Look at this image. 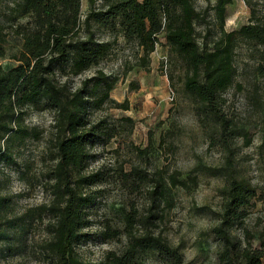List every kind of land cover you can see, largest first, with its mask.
<instances>
[{
	"label": "rangeland",
	"instance_id": "1",
	"mask_svg": "<svg viewBox=\"0 0 264 264\" xmlns=\"http://www.w3.org/2000/svg\"><path fill=\"white\" fill-rule=\"evenodd\" d=\"M261 1L232 0L224 28L230 31L247 22L252 5L258 7ZM215 2L194 0L202 15L195 24L201 49H210L219 36ZM81 11L83 18L88 0H81ZM94 29L98 39L109 42L108 53L90 69L62 79L77 87L101 69L115 80L109 97L124 102L125 107L106 100L99 109L90 111V118L103 120L113 135L90 149L86 170L99 172L101 180L90 187L95 200L87 208L90 224L84 230L88 237L75 246L79 257L98 262L108 251H121L126 245L123 233L104 241L101 232L108 227L121 228L124 212L132 207L145 214L153 177L159 172L166 177L173 171L186 178L189 186L170 189L171 204L160 203L162 218L154 231L179 245L188 264L217 262L218 245L208 231L218 223L220 189L230 177L245 178L256 188V196L243 207L241 224L234 225L231 233L242 238L243 228L247 229L253 235L251 246L264 251V75L255 69L261 47L241 40L234 48L233 81L221 92L217 104L225 119L222 128L205 105L184 88L187 69L163 35L143 67L136 40L124 38L118 26ZM21 46L18 36H8L0 55L2 67L16 64ZM22 111L29 135L0 141L9 155L0 156V196L8 199L5 214L22 219L20 226L9 231L14 250L1 254L0 264H51L42 247L49 237L47 223L53 218L41 207L50 202V173L57 161L54 112L31 105ZM133 167L148 180L130 191L123 174ZM194 175L196 184L189 179ZM134 264L161 263L153 252H141Z\"/></svg>",
	"mask_w": 264,
	"mask_h": 264
},
{
	"label": "trees",
	"instance_id": "2",
	"mask_svg": "<svg viewBox=\"0 0 264 264\" xmlns=\"http://www.w3.org/2000/svg\"><path fill=\"white\" fill-rule=\"evenodd\" d=\"M232 0H216L213 9L219 23V36L210 49L199 48L196 21L202 18L194 0H88V11L82 18L81 0H0V55L8 36L22 41L16 64L4 68L0 64V141L23 138L29 130L22 122L26 105L51 108L54 112L57 161L53 166L49 188L51 199L41 211L53 218L47 223L49 237L42 253L51 264H134L141 252H153L161 264H188L181 247L171 244L155 232L161 220L160 203L170 205L171 188H188L186 178L178 171L164 177H153L149 191L150 206L145 214L134 207L124 212L121 228L108 227L101 239L126 236V245L119 251H108L98 262L85 261L75 246L88 237L84 230L90 224L87 208L94 202L90 187L101 180L97 171H87L90 149L96 142L105 143L113 135L103 120H92L91 109H99L109 100L114 79L102 71L82 79L71 87L64 75H78L97 65L109 50V42L98 39L94 27L115 28L124 38L134 39L141 51L139 64L146 67L149 55L163 35L166 44L183 61L187 74L184 88L205 105L219 125L225 119L218 111V98L233 81L234 48L238 41L261 47L256 71L264 75V0L252 5L247 22L237 29L224 28L227 5ZM0 156L8 158L0 143ZM189 179L196 184V176ZM148 180L146 174L133 167L123 174L130 191ZM193 183V184H194ZM222 197L218 223L209 229L218 245L216 264H261L264 251L250 244L253 235L243 228L242 238L231 233L245 216L243 207L256 196L255 186L245 178L230 177L220 189ZM8 199L0 196V255L13 252L9 231L21 224V217L5 214Z\"/></svg>",
	"mask_w": 264,
	"mask_h": 264
},
{
	"label": "crops",
	"instance_id": "3",
	"mask_svg": "<svg viewBox=\"0 0 264 264\" xmlns=\"http://www.w3.org/2000/svg\"><path fill=\"white\" fill-rule=\"evenodd\" d=\"M228 6V5H227ZM226 10H227V8H226Z\"/></svg>",
	"mask_w": 264,
	"mask_h": 264
}]
</instances>
